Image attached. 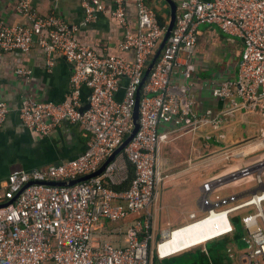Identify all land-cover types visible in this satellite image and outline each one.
<instances>
[{"label":"built area","instance_id":"1","mask_svg":"<svg viewBox=\"0 0 264 264\" xmlns=\"http://www.w3.org/2000/svg\"><path fill=\"white\" fill-rule=\"evenodd\" d=\"M14 1L15 14L27 23L9 26L0 21V57L29 54L38 45L49 67H54V56L73 67L69 97L62 103L27 98L20 109L22 123L41 136H50L65 124L74 125L90 139L86 151L75 160L9 174L6 186L0 187V205H5L0 208V264H152L154 236L146 214L163 184L161 151L171 137L162 133L161 127L176 124L180 137L207 126L218 128L236 113L255 114L264 124V0H179L171 37L144 85L147 68L168 27L161 24L148 0H133L138 27L126 30L119 45L121 52H133V62L101 55L82 44L78 26L54 15H39L31 0ZM80 2L85 24L106 12L102 0ZM124 2L116 0L111 13L122 26L127 24ZM200 26L216 27L243 44L238 78L222 83L213 92L215 99L225 103L215 116L212 112L195 115L184 96L188 89L172 85L181 57L194 54ZM17 74L29 76L22 70ZM85 88L90 92L89 108L83 111ZM139 92L140 130L104 174L74 187L46 185L76 181L99 171L133 133ZM9 113L8 105L0 101V129ZM261 133L264 142V127ZM130 164L136 173L130 187L116 190L114 185L130 179ZM263 171L261 161L217 178L204 189L208 192L213 186L226 184L227 179L236 182L255 174L259 186L248 195H261ZM251 199L228 209L234 213L255 207L254 213L241 216L247 246L239 252L238 264H264V202L258 205ZM135 214L143 216L127 229L123 249L109 243L94 245L98 224L124 222Z\"/></svg>","mask_w":264,"mask_h":264},{"label":"crops","instance_id":"2","mask_svg":"<svg viewBox=\"0 0 264 264\" xmlns=\"http://www.w3.org/2000/svg\"><path fill=\"white\" fill-rule=\"evenodd\" d=\"M102 1L107 6L106 12L101 13L95 22L85 24L80 0H31L39 15H54L78 26L77 36L82 44L101 55L133 62V52H121L119 45L126 30H137L138 15L134 1L124 2L125 26L111 15L116 0ZM172 1L176 5L179 3V0ZM148 2L161 24H168L171 7L167 0ZM14 4V0H0V21L9 26L25 25L26 20L15 14ZM242 52L243 44L239 39L226 36L216 27H198L194 54L181 57L172 78L173 86L188 89L184 96L195 115L212 112L215 116L225 108V103L215 99L213 92L222 83L238 78ZM20 70L28 72L29 76L18 75ZM72 74L73 67L59 56H54V67H49L38 45L29 54L16 52L0 57V101L10 109L6 123L0 129V187L6 186L8 176L14 170L30 171L75 160L86 151L90 138L77 126L65 124L50 136H41L28 130L20 119L21 105L27 98L64 102L71 91ZM125 84L126 81L122 86ZM123 92L122 88L121 94ZM89 94L85 88L82 95L84 108L89 106ZM263 127L262 120L249 113H236L218 128L207 126L180 137L177 136L176 124L161 127V132L170 134L172 138L162 147L159 166L163 184L157 200L146 214L154 238L161 236L162 241L165 239L163 245H158L161 258L192 250L227 235L205 237L209 232L206 229L204 232L200 228L187 227L208 215L211 205L217 210L227 203L234 197V191L241 187V181L237 180L239 183L213 186L205 192V184L263 161L254 152L260 146L258 140ZM243 181L244 186H249L253 177ZM142 216L135 214L117 223L102 221L95 227L94 245L109 243L123 249L127 243V229Z\"/></svg>","mask_w":264,"mask_h":264},{"label":"trees","instance_id":"3","mask_svg":"<svg viewBox=\"0 0 264 264\" xmlns=\"http://www.w3.org/2000/svg\"><path fill=\"white\" fill-rule=\"evenodd\" d=\"M135 175L134 166L130 164V179L123 185H114V188L119 191L128 189ZM241 220V216L229 219V222L234 227L232 238H216L217 240H211L212 242H207L205 244V250L198 248L195 250H188L182 254L174 255L163 260L158 259L154 249L152 263L154 261V264H233L227 245L229 243L234 244L238 251L243 250L247 246L244 241L246 231Z\"/></svg>","mask_w":264,"mask_h":264},{"label":"water","instance_id":"4","mask_svg":"<svg viewBox=\"0 0 264 264\" xmlns=\"http://www.w3.org/2000/svg\"><path fill=\"white\" fill-rule=\"evenodd\" d=\"M167 2L170 4V7H171V14H170V21L168 23V27H167V31H166V34H165V37L160 45V47L158 48L154 58L152 59V62L149 64L148 68H147V71H146V74H145V77H144V80H143V85L145 83L148 82L152 72L154 71V68L156 66V63L158 62V60L160 59L162 53H163V50L165 49L170 37H171V33H172V30L174 28V25H175V21H176V10H177V5L172 1V0H167ZM141 99H142V93H138V96H137V107L135 109V113H134V124H135V129L133 131V133L127 138V140L125 141V143L115 151L114 154H112L102 165V167L99 169V171H97L96 173L94 174H91L87 177H84V178H81V179H78L76 181H71V182H65V183H47L46 185L48 186H52V187H59V188H66V187H74L78 184H82V183H86L92 179H95V178H98V177H101L103 174H104V171L106 169L107 166H109L112 162H114L116 160V158L121 155L125 150L126 148L129 146V144L134 140V138L136 137L137 133L139 132L140 130V119H141ZM89 106H86L83 111H86V109H88ZM257 190H254L253 192L256 193ZM12 203V202H10ZM7 205V204H6ZM1 207H5V205H0V208ZM215 209V206L211 205V207L209 208V210H213L214 211ZM171 233V232H170ZM170 233L169 235L167 236V238L170 236Z\"/></svg>","mask_w":264,"mask_h":264},{"label":"rangeland","instance_id":"5","mask_svg":"<svg viewBox=\"0 0 264 264\" xmlns=\"http://www.w3.org/2000/svg\"><path fill=\"white\" fill-rule=\"evenodd\" d=\"M262 140H261V138L258 140V143H260V146L258 147V149L257 150H255L254 152H255V155H258L259 156V158L260 157H262V160L264 161V142H261ZM261 144H263V145H261ZM260 163V162H259ZM249 177H253V181L251 182V184L249 185V186H244V181H243V179H247V178H249ZM216 180V179H215ZM214 180V181H215ZM239 181V180H238ZM241 181V182H240ZM240 183H241V187H239V188H237L236 190L237 191H234V193L233 194H235V195H233L234 197H232L231 199H228L229 201L227 202V203H225L224 205H222V206H220V207H218L217 208V211H221V210H225V209H229L230 207H232V206H234V205H237V204H242V203H244V202H246V201H248L249 199H251L252 198V196H250V195H248V194H250L251 192V190H253L255 187H258L259 186V181H258V179L256 178V175L255 174H252V175H250V176H248V177H245V178H242V179H240ZM262 181H263V183H262V185H260V187H262V188H264V171L262 172ZM213 182V181H212ZM232 182L233 181H229V179H227V182H225V183H229V184H232ZM237 182V181H236ZM239 182H237V183H239ZM243 183V184H242ZM228 184V185H229ZM237 193V194H236ZM263 206H264V203H263ZM254 211H255V207H248V208H244V209H242V210H240V211H238V212H234V213H230L229 215H228V219H230V218H232V217H236V216H243L244 214H248V213H254ZM206 216V215H205ZM233 233H234V227H233V225H232V231L229 233V234H227V235H223V236H221V237H219V238H217V239H224V238H232V236H233ZM217 239H214V240H217ZM162 242V237L161 236H159V238L157 239V237L156 238H154V242H153V251H154V249H155V251H156V253H157V256H158V259L159 260H163V259H165V258H161L160 256H159V254H158V245L160 244ZM209 242H212V241H209ZM228 248H229V255H230V257L232 258V261H233V264H238L239 263V258H238V254H239V252L240 251H238L237 249H236V247H235V245L234 244H231V243H229L228 245ZM202 249V250H205V244H203V245H200V246H198V247H196V248H194V249H192V250H195V249ZM190 251V250H189ZM184 252H186V251H184ZM184 252H182V253H184ZM182 253H178V254H175V255H179V254H182ZM169 258V257H168ZM153 259V258H152ZM152 264H154V261H153V263Z\"/></svg>","mask_w":264,"mask_h":264},{"label":"bare ground","instance_id":"6","mask_svg":"<svg viewBox=\"0 0 264 264\" xmlns=\"http://www.w3.org/2000/svg\"><path fill=\"white\" fill-rule=\"evenodd\" d=\"M253 200H255V202L258 205H261V203L264 202V192L261 195L253 196L250 201H253ZM229 214H230V210L228 209L221 210V211L209 210L208 215L191 222L190 223L191 225L188 226L187 228L189 229L200 228L204 232L206 229L209 232H207L205 237H208L209 235L219 236L222 234H229L232 231V224L229 222V219H228ZM164 241L165 239L159 245H163Z\"/></svg>","mask_w":264,"mask_h":264},{"label":"clouds","instance_id":"7","mask_svg":"<svg viewBox=\"0 0 264 264\" xmlns=\"http://www.w3.org/2000/svg\"><path fill=\"white\" fill-rule=\"evenodd\" d=\"M208 242H209V241H208ZM206 243H207V242H206ZM206 243H205V244H206ZM157 248H158V247H157ZM165 259H166V258H165Z\"/></svg>","mask_w":264,"mask_h":264}]
</instances>
